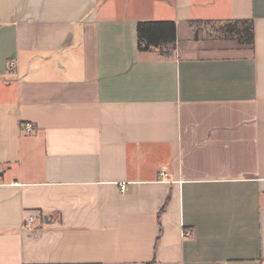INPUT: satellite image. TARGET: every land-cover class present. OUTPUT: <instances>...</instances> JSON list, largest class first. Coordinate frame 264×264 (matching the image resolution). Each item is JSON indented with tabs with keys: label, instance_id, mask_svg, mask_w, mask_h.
Segmentation results:
<instances>
[{
	"label": "crops",
	"instance_id": "0c3cea01",
	"mask_svg": "<svg viewBox=\"0 0 264 264\" xmlns=\"http://www.w3.org/2000/svg\"><path fill=\"white\" fill-rule=\"evenodd\" d=\"M0 264H264V0H0Z\"/></svg>",
	"mask_w": 264,
	"mask_h": 264
},
{
	"label": "trees",
	"instance_id": "16d2710c",
	"mask_svg": "<svg viewBox=\"0 0 264 264\" xmlns=\"http://www.w3.org/2000/svg\"><path fill=\"white\" fill-rule=\"evenodd\" d=\"M195 34L205 25H213L211 38L217 41H234L241 46L253 45V24L250 20H230L223 22H194ZM137 49L139 52L157 50L162 55H170L175 47L176 28L171 21L140 22L136 26Z\"/></svg>",
	"mask_w": 264,
	"mask_h": 264
},
{
	"label": "built area",
	"instance_id": "2783aa9c",
	"mask_svg": "<svg viewBox=\"0 0 264 264\" xmlns=\"http://www.w3.org/2000/svg\"><path fill=\"white\" fill-rule=\"evenodd\" d=\"M8 66L11 68V67H13V63L12 62H10L9 64H8ZM25 132H29L30 131V126H24L23 128H22ZM167 175H166V173H160V177L161 178H163V177H166ZM31 221H32V218L31 217H29L27 220H26V226H28L29 225V223H31Z\"/></svg>",
	"mask_w": 264,
	"mask_h": 264
},
{
	"label": "rangeland",
	"instance_id": "374dc122",
	"mask_svg": "<svg viewBox=\"0 0 264 264\" xmlns=\"http://www.w3.org/2000/svg\"><path fill=\"white\" fill-rule=\"evenodd\" d=\"M213 25L216 26L217 24H208V25H205V28L204 29H213Z\"/></svg>",
	"mask_w": 264,
	"mask_h": 264
},
{
	"label": "water",
	"instance_id": "95a60500",
	"mask_svg": "<svg viewBox=\"0 0 264 264\" xmlns=\"http://www.w3.org/2000/svg\"><path fill=\"white\" fill-rule=\"evenodd\" d=\"M46 220V219H45Z\"/></svg>",
	"mask_w": 264,
	"mask_h": 264
}]
</instances>
